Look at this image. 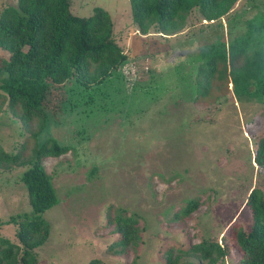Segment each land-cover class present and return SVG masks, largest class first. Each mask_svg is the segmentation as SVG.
<instances>
[{
    "label": "rangeland",
    "instance_id": "374dc122",
    "mask_svg": "<svg viewBox=\"0 0 264 264\" xmlns=\"http://www.w3.org/2000/svg\"><path fill=\"white\" fill-rule=\"evenodd\" d=\"M7 5L14 6L15 0H0V9ZM95 7L110 16L113 39L127 56V62L117 69L125 103L117 104L110 87L113 97L109 95L102 103L114 108L106 112L94 109L90 115L75 108L52 119L36 137L30 136L34 123L26 130L17 119L0 112V146L7 153L15 152L14 145L26 140L22 159H28L31 148L46 137L73 146L64 155L41 160L51 174L58 202L43 213L49 235L33 251L35 264H89L91 259L122 264V257L107 250L116 236L96 229L103 225L109 205L124 207L140 217L144 227L138 264H157L159 248L183 242L180 232L194 219L195 234L219 231L221 227L206 209L210 190L220 207L215 215L228 221L234 215L230 207H236L262 177L252 166L249 152L253 138L264 129V102L241 95L234 98L224 79L213 80L207 95L196 104L185 101L179 89H173L176 75L172 67L189 62L217 34L225 41L246 37L264 18V0H237L219 26L192 15L171 36L138 33L128 0H69L70 11L77 16H88ZM251 34L249 53L258 45L257 33ZM1 55L7 52L0 49ZM149 75L154 82L149 83ZM137 82H146L142 91ZM157 84L163 86L161 90L155 89ZM113 85L118 86L115 80ZM1 165L0 236L16 241L14 225L7 219L29 211L19 180L25 167ZM192 196H200L203 204L196 213L198 220L193 216L177 226L163 222L165 210ZM245 211L238 219L242 225L249 221ZM231 251L229 256L234 258L238 250L233 247ZM223 264H232V259Z\"/></svg>",
    "mask_w": 264,
    "mask_h": 264
},
{
    "label": "trees",
    "instance_id": "16d2710c",
    "mask_svg": "<svg viewBox=\"0 0 264 264\" xmlns=\"http://www.w3.org/2000/svg\"><path fill=\"white\" fill-rule=\"evenodd\" d=\"M236 1L128 0V6L138 33L171 36L180 32L192 15L199 21L216 22L219 26L221 17ZM252 27L246 37L241 35L225 41L217 34L189 62L173 66L176 75L173 89H179L185 101L196 104L207 95L213 80L224 79L230 83L234 98L241 95L264 102V18ZM254 32L258 45L249 53L250 36ZM112 33L110 16L100 7L93 8L85 17L71 13L69 0H15L14 6L2 7L0 49L7 55L0 56V112L17 119L26 130L34 123L30 136L36 137L52 119L75 108L85 115L94 109L106 112L114 108L102 103L111 95L110 87L117 104H124L126 97L117 69L127 62V56ZM149 76V83L154 82L153 75ZM112 80L118 86H111ZM144 84H138L140 91ZM160 87L163 86L157 84L155 89L161 90ZM96 99L98 107H95ZM207 116L211 121V113ZM26 143V140L20 141L14 145L17 151L10 153L0 146V167L2 163L5 167H25L19 180L29 205L28 212L7 219V223L14 225L16 241L0 236V264L36 263L33 251L49 235L43 213L58 202L51 174L45 171L41 160L64 155L73 147L46 137L31 148L28 159H22ZM249 157L262 177L248 188L236 207H230L234 210L233 217L226 221L215 215L220 207L214 202V190H210L206 209L221 227L219 231L210 229L207 234H195V219L190 226L183 228L182 225L183 242L159 248L157 264H223L229 257L232 264H264V129L253 138ZM202 205L200 196L183 199L178 206L163 212V222L177 226L183 219L197 218ZM245 210L249 221L242 225L238 219ZM139 219L124 207L109 205L103 225L100 223L96 228L116 236L107 250L112 256L122 257V264H138V246L143 243L144 227ZM233 247L238 250L234 258L229 256ZM89 264H100V260L91 259Z\"/></svg>",
    "mask_w": 264,
    "mask_h": 264
}]
</instances>
